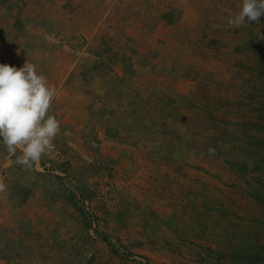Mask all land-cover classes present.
I'll return each mask as SVG.
<instances>
[{
	"label": "rangeland",
	"instance_id": "obj_1",
	"mask_svg": "<svg viewBox=\"0 0 264 264\" xmlns=\"http://www.w3.org/2000/svg\"><path fill=\"white\" fill-rule=\"evenodd\" d=\"M241 6L242 0H198L193 15L173 28L185 29L197 67L162 77L148 68V76L168 77L169 85L153 92L138 84L137 105L123 120L136 150L103 160V184L91 183L86 199L90 210L54 141L66 163L52 165L65 176L46 173L64 185L59 199L72 203L75 226L47 237L35 236L28 222L20 229L0 225V264H264V15L234 27L228 20ZM167 7L156 3L155 19ZM121 51L133 71L135 54ZM177 81L191 88L187 94L177 91ZM235 162L247 167L239 171ZM6 171L0 164L2 181Z\"/></svg>",
	"mask_w": 264,
	"mask_h": 264
},
{
	"label": "crops",
	"instance_id": "obj_2",
	"mask_svg": "<svg viewBox=\"0 0 264 264\" xmlns=\"http://www.w3.org/2000/svg\"><path fill=\"white\" fill-rule=\"evenodd\" d=\"M196 1L76 0V4L73 0H11L9 6L0 5V63L17 68L27 61L33 63L56 87L50 114L60 121V131L54 141L71 166L79 197L91 198V183H102L101 165L106 159L123 160L127 151L135 152L133 141L124 137L123 117L137 105L138 84L157 92L160 85H169L168 77L161 78L164 72L197 67L196 61H189L196 55L191 43L182 38L185 29L177 33L173 29L193 15ZM156 3L168 7L155 22ZM117 46L122 47L117 50L120 54H112ZM123 47L128 48L127 54H135L131 72L123 63ZM179 53L189 57L182 60ZM151 66L161 71V77L146 74ZM176 85L179 93H188L190 87L180 81ZM168 92L176 94L171 89ZM16 156L0 140V164L7 167L3 182L8 186L0 193V225L20 229L18 224L28 222L35 236L45 233L47 237L54 229L73 228L72 203L59 199L64 192L58 186L64 185L35 165L26 170L16 163ZM68 196L71 201L76 194ZM39 220H44L42 226ZM111 226L117 228L116 223Z\"/></svg>",
	"mask_w": 264,
	"mask_h": 264
},
{
	"label": "clouds",
	"instance_id": "obj_3",
	"mask_svg": "<svg viewBox=\"0 0 264 264\" xmlns=\"http://www.w3.org/2000/svg\"><path fill=\"white\" fill-rule=\"evenodd\" d=\"M264 15V0H242L237 14L228 23L234 27L245 21L259 23ZM57 95L54 85L37 72L28 61L20 68L0 63V139L7 152L16 156V163L26 170L38 169L43 155L50 153L53 141L60 131V121L50 114ZM211 153V149L209 150ZM0 180V193L7 191Z\"/></svg>",
	"mask_w": 264,
	"mask_h": 264
},
{
	"label": "built area",
	"instance_id": "obj_4",
	"mask_svg": "<svg viewBox=\"0 0 264 264\" xmlns=\"http://www.w3.org/2000/svg\"><path fill=\"white\" fill-rule=\"evenodd\" d=\"M53 144H54V148L53 150L46 154V155H43L42 157H45V160L43 161L42 159L40 160V163H39V171H42V172H50V173H59L63 176H65V173H61V172H58L57 170L54 169L52 163L54 160H57L59 163H66V159L63 155V153L57 148V146L55 145L54 141H53ZM17 153L19 155H21V152L18 150ZM2 172H0V180L2 179ZM84 207L87 209V210H90V207H89V201L88 200H84Z\"/></svg>",
	"mask_w": 264,
	"mask_h": 264
},
{
	"label": "trees",
	"instance_id": "obj_5",
	"mask_svg": "<svg viewBox=\"0 0 264 264\" xmlns=\"http://www.w3.org/2000/svg\"><path fill=\"white\" fill-rule=\"evenodd\" d=\"M11 3V0H0V5H8ZM125 117H123V120H124ZM259 144L260 145H264V138H261L259 139ZM233 166H235V168H237V170L239 171H242L245 169V167H247V165H243V164H236L235 163H232ZM260 166H258L257 168H259ZM83 197H81L82 199ZM79 209L84 212V209H82L81 207H79ZM100 235H103L102 237L104 238V240L106 241V243L108 244L109 248H110V251L113 253V254H118L120 255V250L117 248L116 244L113 242V240L108 237L107 235H104L102 233H100ZM119 247H122L124 249V246L120 245V244H117ZM129 253V252H127ZM126 253V250H124V255H127Z\"/></svg>",
	"mask_w": 264,
	"mask_h": 264
}]
</instances>
